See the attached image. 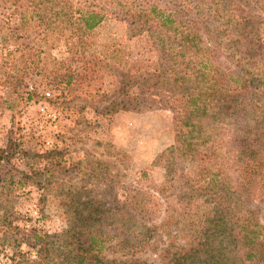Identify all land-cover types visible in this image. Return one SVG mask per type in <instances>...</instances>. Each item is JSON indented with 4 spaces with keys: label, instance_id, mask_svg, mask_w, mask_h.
I'll return each mask as SVG.
<instances>
[{
    "label": "rangeland",
    "instance_id": "374dc122",
    "mask_svg": "<svg viewBox=\"0 0 264 264\" xmlns=\"http://www.w3.org/2000/svg\"><path fill=\"white\" fill-rule=\"evenodd\" d=\"M94 1L103 17L88 34L76 37L73 19L44 16L38 0H0V150L7 152L0 166V264H27L42 256L43 247L55 254L57 242L43 246L33 235L57 240L66 227L61 198L96 196L102 208L114 204L109 212L119 217L123 193L113 183H134L158 198L162 212L157 220L175 209L179 189L188 190L185 179L196 176L198 162L173 151L167 98L172 84L160 81L162 61L148 47L150 34L133 35L120 12L110 11L104 0ZM31 7L43 17L25 14ZM240 7L257 17L263 37L264 8L246 1ZM157 32L163 35L164 49L180 40L177 30ZM187 58L190 65L213 67L201 54ZM215 66L218 72L224 67ZM83 67L92 77L90 91L77 86L75 74ZM136 69L144 70L148 80L131 84L123 79ZM243 70L255 80L264 79V60L242 62L236 71ZM68 73L72 78L66 84ZM28 90L29 99L24 94ZM44 91L51 97L44 98ZM40 102L54 118L40 113ZM83 185L91 191L83 193ZM198 195L197 216L205 203ZM250 206L259 208L264 223V202ZM195 217L175 220L184 223ZM16 241H22L17 248ZM104 253L107 259L119 257L117 250ZM129 256L160 264L149 249Z\"/></svg>",
    "mask_w": 264,
    "mask_h": 264
},
{
    "label": "trees",
    "instance_id": "16d2710c",
    "mask_svg": "<svg viewBox=\"0 0 264 264\" xmlns=\"http://www.w3.org/2000/svg\"><path fill=\"white\" fill-rule=\"evenodd\" d=\"M104 1L110 11L122 14L133 35L150 34L148 47L162 61L160 81L172 84L167 98L173 151L197 161V173L185 179L188 190L179 189L175 209L157 220L162 212L158 198L134 183L112 180L123 193L119 217L109 212L114 204L102 208L96 196L61 198L66 227L57 240L33 235L43 246L57 242L55 254L43 247L42 256L27 264H144V259L127 255L146 249L157 254L160 264H264V223L259 208L250 206L253 201L264 202V79H253L247 70L236 71L251 58L264 60L258 19L240 7L246 1L264 8V0ZM38 2L48 18L73 19L76 37L88 34L104 14L94 0ZM33 8L25 14L42 18ZM165 28L177 30L180 39L166 49L163 35L157 32ZM187 54H201L213 67L190 65ZM215 64L224 65L221 71L226 72L216 71ZM87 70L83 67L75 74L80 91L91 87ZM148 76L136 69L123 79L134 84ZM65 77L69 84L72 75ZM29 92L24 91L28 99ZM6 154L0 150V166ZM81 189L85 194L91 191L86 185ZM198 194L205 203L197 216ZM108 197L115 200L114 193ZM194 215L188 222L175 220ZM107 249L117 250L119 257L107 259Z\"/></svg>",
    "mask_w": 264,
    "mask_h": 264
},
{
    "label": "built area",
    "instance_id": "2783aa9c",
    "mask_svg": "<svg viewBox=\"0 0 264 264\" xmlns=\"http://www.w3.org/2000/svg\"><path fill=\"white\" fill-rule=\"evenodd\" d=\"M43 97L44 98L51 97L50 92L49 91H44L43 92ZM38 110L40 111L41 114H46L48 117L54 118V116H55L53 113L47 112L48 105L46 103H44V102L38 103ZM46 143H48V141H46Z\"/></svg>",
    "mask_w": 264,
    "mask_h": 264
}]
</instances>
